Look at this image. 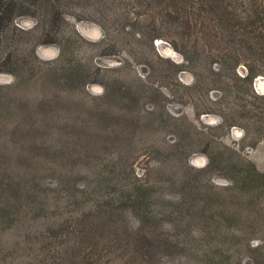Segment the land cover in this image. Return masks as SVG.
I'll return each mask as SVG.
<instances>
[{
	"label": "rangeland",
	"instance_id": "rangeland-1",
	"mask_svg": "<svg viewBox=\"0 0 264 264\" xmlns=\"http://www.w3.org/2000/svg\"><path fill=\"white\" fill-rule=\"evenodd\" d=\"M42 1L0 20V264H264V44Z\"/></svg>",
	"mask_w": 264,
	"mask_h": 264
},
{
	"label": "trees",
	"instance_id": "trees-1",
	"mask_svg": "<svg viewBox=\"0 0 264 264\" xmlns=\"http://www.w3.org/2000/svg\"><path fill=\"white\" fill-rule=\"evenodd\" d=\"M16 0H0V20L11 18L12 8ZM229 0H96V7L100 10L103 17L119 21L120 19L129 18L131 20H146V29L152 33L147 34L137 31L138 38L143 36L149 37V43L155 39L163 38L160 34L161 30L177 31L190 33L194 28L211 31L205 26V23L198 22L211 12L216 14L217 23L213 27V41H204L199 47L208 48V54L215 57V60L223 61L226 52L238 54L239 48L256 47L264 44V5H255V0H237L239 5L244 8L242 16H239L243 26L241 30L249 29V36L245 33H235L233 30L232 20L236 17L234 10L229 6H224V2ZM58 4L55 0H46L36 5L38 12L56 16H63V12L58 10ZM131 17V18H130ZM147 17V18H143ZM238 18V17H237ZM130 28L129 25L124 26ZM131 29V28H130ZM146 34V35H145ZM236 35L243 39H235ZM184 47L189 53L197 51L198 46L189 39L188 35H184ZM232 56L228 57L232 60ZM226 59V58H225ZM187 60V58H186ZM240 61L235 58V66ZM263 72L253 71L249 68L247 75L242 81L252 89L254 79L262 75ZM248 177V176H246Z\"/></svg>",
	"mask_w": 264,
	"mask_h": 264
}]
</instances>
